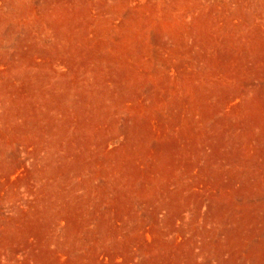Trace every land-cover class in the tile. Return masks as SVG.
<instances>
[{
  "label": "rangeland",
  "instance_id": "obj_1",
  "mask_svg": "<svg viewBox=\"0 0 264 264\" xmlns=\"http://www.w3.org/2000/svg\"><path fill=\"white\" fill-rule=\"evenodd\" d=\"M0 264H264V0H0Z\"/></svg>",
  "mask_w": 264,
  "mask_h": 264
}]
</instances>
